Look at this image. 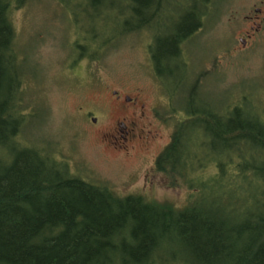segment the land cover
<instances>
[{
    "label": "trees",
    "instance_id": "16d2710c",
    "mask_svg": "<svg viewBox=\"0 0 264 264\" xmlns=\"http://www.w3.org/2000/svg\"><path fill=\"white\" fill-rule=\"evenodd\" d=\"M27 1L0 0V264H264V122L240 105L217 115L190 105L198 78L154 161L170 187L188 189L182 206L119 196L71 170L56 142L45 149L24 140L30 114L11 13ZM162 2L126 0L121 29L90 51L146 30ZM196 3L152 38L157 75L186 67L181 45L208 10L207 0Z\"/></svg>",
    "mask_w": 264,
    "mask_h": 264
},
{
    "label": "rangeland",
    "instance_id": "374dc122",
    "mask_svg": "<svg viewBox=\"0 0 264 264\" xmlns=\"http://www.w3.org/2000/svg\"><path fill=\"white\" fill-rule=\"evenodd\" d=\"M207 1L201 26L181 45L186 67L178 65L166 75H154L148 46L153 37L169 34L196 0H163L146 30L92 52V46L121 29L125 15L119 11L126 0L95 6L86 0H28L13 10L15 45L26 79L23 103L30 114L24 140L45 149L56 142L71 170L119 196L139 194L182 206L188 189L181 183L170 187L166 176L153 169L156 143L160 150L168 144L184 115L182 107L203 104L217 115L240 105L243 116L246 111L249 120L264 122V37L255 34L246 46L239 42L242 31L249 30L245 16L258 0ZM194 81L198 87L188 103ZM113 89L130 94L140 89L150 102L159 103L158 116L149 118L150 126L145 123V129L158 132L148 150H132L115 134L104 138L99 132L115 117L110 111ZM90 109L99 111L95 126L86 119Z\"/></svg>",
    "mask_w": 264,
    "mask_h": 264
},
{
    "label": "flooded vegetation",
    "instance_id": "af4514ba",
    "mask_svg": "<svg viewBox=\"0 0 264 264\" xmlns=\"http://www.w3.org/2000/svg\"><path fill=\"white\" fill-rule=\"evenodd\" d=\"M245 20L249 23L247 26L249 30H243L242 34L244 36L239 38V42L243 46L252 41L255 34L264 37V0H258V3L250 9L249 15L245 16ZM183 53L182 50L181 54ZM110 96V106L112 107L110 111L115 114V117L112 122L100 129L101 131L99 130L101 135L104 138H110L111 135L115 134V139L118 137L123 141L122 143H128V148L132 150L135 148L141 151L148 150V145L153 144L155 135H158V132L154 128L152 130L145 129V123L150 126L149 118L158 116L159 103L157 104L154 98L150 102L140 89H136L132 94L128 92L121 93L113 89L110 91ZM98 114L99 111L96 110L93 113L87 112L86 119H89L91 124L95 126L100 117ZM157 120L159 121L158 118ZM163 126H166V124H163ZM103 129H106V132L103 133ZM156 146V151H158L160 149L159 143H156Z\"/></svg>",
    "mask_w": 264,
    "mask_h": 264
}]
</instances>
